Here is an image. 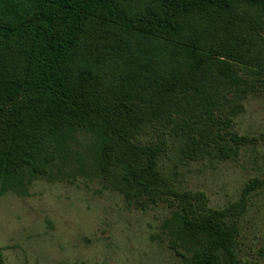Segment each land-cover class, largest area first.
Here are the masks:
<instances>
[{"label": "trees", "instance_id": "trees-1", "mask_svg": "<svg viewBox=\"0 0 264 264\" xmlns=\"http://www.w3.org/2000/svg\"><path fill=\"white\" fill-rule=\"evenodd\" d=\"M263 89L264 0H0V196L95 176L129 206L167 204L187 264H235L264 176L214 207L169 159H234Z\"/></svg>", "mask_w": 264, "mask_h": 264}, {"label": "rangeland", "instance_id": "rangeland-1", "mask_svg": "<svg viewBox=\"0 0 264 264\" xmlns=\"http://www.w3.org/2000/svg\"><path fill=\"white\" fill-rule=\"evenodd\" d=\"M233 129L246 135L234 159L176 163L177 187L202 190L214 207L240 197L251 178L264 176V89L245 100ZM172 209L157 203L129 206L95 176L34 180L26 194L0 196V247L6 264H187L162 231ZM235 264H264V186L250 195L240 220Z\"/></svg>", "mask_w": 264, "mask_h": 264}]
</instances>
